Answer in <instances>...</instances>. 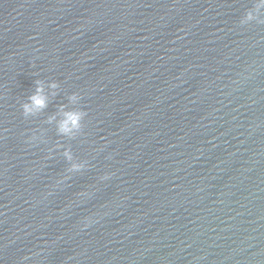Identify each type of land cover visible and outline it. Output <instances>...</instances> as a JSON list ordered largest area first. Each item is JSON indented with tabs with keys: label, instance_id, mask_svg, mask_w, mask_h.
Here are the masks:
<instances>
[{
	"label": "water",
	"instance_id": "95a60500",
	"mask_svg": "<svg viewBox=\"0 0 264 264\" xmlns=\"http://www.w3.org/2000/svg\"><path fill=\"white\" fill-rule=\"evenodd\" d=\"M256 3L0 0V264H264Z\"/></svg>",
	"mask_w": 264,
	"mask_h": 264
},
{
	"label": "clouds",
	"instance_id": "9594fccd",
	"mask_svg": "<svg viewBox=\"0 0 264 264\" xmlns=\"http://www.w3.org/2000/svg\"><path fill=\"white\" fill-rule=\"evenodd\" d=\"M261 6H264V0H257V3L255 4V9L259 10ZM254 18L253 11H248L246 12L244 18L241 20V23H243L246 20H251ZM57 85L55 82H52L50 84V87L55 88ZM76 94H73L70 96V100H75ZM46 96L43 94V88L40 85L39 82H37V86L35 91L28 97V102L25 103L23 107L24 113L30 114L34 110L41 109L45 107L46 105ZM62 109V118L58 121L57 124V131L60 134H65V135H71L74 131L79 130L80 128V121L82 117L85 115L83 111L80 110H63V106H61ZM64 156L68 160H72V156L68 150H65ZM83 163H71L70 166L68 167L67 171L72 172V171H79L83 167ZM106 177H102L104 179Z\"/></svg>",
	"mask_w": 264,
	"mask_h": 264
}]
</instances>
